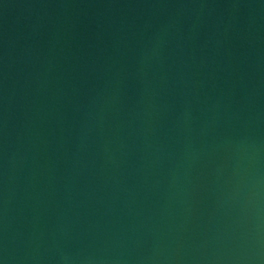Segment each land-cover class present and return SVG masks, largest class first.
Here are the masks:
<instances>
[{"label": "water", "instance_id": "1", "mask_svg": "<svg viewBox=\"0 0 264 264\" xmlns=\"http://www.w3.org/2000/svg\"><path fill=\"white\" fill-rule=\"evenodd\" d=\"M0 264H264V0H0Z\"/></svg>", "mask_w": 264, "mask_h": 264}]
</instances>
